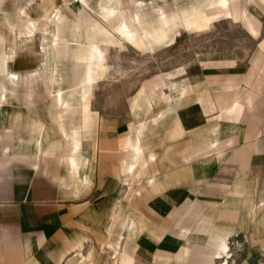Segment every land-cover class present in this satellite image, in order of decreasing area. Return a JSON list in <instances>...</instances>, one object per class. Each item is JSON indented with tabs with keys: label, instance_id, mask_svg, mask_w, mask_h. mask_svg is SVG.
Masks as SVG:
<instances>
[{
	"label": "crops",
	"instance_id": "1",
	"mask_svg": "<svg viewBox=\"0 0 264 264\" xmlns=\"http://www.w3.org/2000/svg\"><path fill=\"white\" fill-rule=\"evenodd\" d=\"M5 1L0 29L10 21ZM225 1L215 13L229 10ZM188 3L179 4L187 9L182 14L202 9ZM19 5L13 1L15 22ZM245 25L261 33L259 22ZM259 41L245 59L208 61L196 75H184L167 102L150 104L157 116L148 123L114 125L96 118L88 140L69 128L67 113L77 100L60 91L45 107L67 109L51 121L64 137L76 138L71 154L66 147L37 149L20 136L29 123L50 131L32 120L33 106L4 124V106L17 101V88L26 89L23 103L34 94L25 78L32 76L10 70L13 55L0 54L9 77L0 71L6 96L0 101V264H62L98 246L109 232L122 236L124 249L146 264H190L192 255L220 254L227 240L247 233L244 223L264 209V37ZM35 79L43 84V76ZM248 206L254 212L248 214Z\"/></svg>",
	"mask_w": 264,
	"mask_h": 264
},
{
	"label": "rangeland",
	"instance_id": "2",
	"mask_svg": "<svg viewBox=\"0 0 264 264\" xmlns=\"http://www.w3.org/2000/svg\"><path fill=\"white\" fill-rule=\"evenodd\" d=\"M13 1L4 4L10 21L0 29V54L13 55L10 70L18 75L43 76L44 80L43 84L32 81L30 104L22 100L26 89L17 88V101L4 106V124L11 125L17 111L24 114L33 106L37 113L30 114L32 120H40L50 131L45 134L41 125L29 123V131L20 136L40 150L66 147L70 154L74 150L76 138L64 137L51 121L67 109L45 107L60 91L77 100L67 113L69 128L74 126L80 140H88L93 137L96 118L104 117L114 125L148 123L157 116L150 104L167 102L166 94L178 91L183 77L196 75L201 66L211 65L208 61L245 59L264 37V0H229L225 13L213 10L225 0H194L202 9L191 16L181 13L186 8H178L181 3L190 7L191 0H81L82 4L80 0H20L16 22ZM99 1L105 2V9L96 6ZM252 21L259 22L261 33L252 34L245 28ZM15 37L22 39L16 43ZM253 37L258 39L250 41ZM91 46L96 47L90 50L93 61L101 51L98 62L87 60ZM0 71L9 80L5 57L0 59ZM5 99L0 88V101ZM247 211L254 212V207L248 206ZM251 217L252 221L244 223L247 233L227 240L220 254L192 255L190 264H264V209ZM106 235L98 246L91 245L62 264H77L89 254L84 264H146L128 246L124 249L122 236ZM115 242L118 247L107 245Z\"/></svg>",
	"mask_w": 264,
	"mask_h": 264
},
{
	"label": "bare ground",
	"instance_id": "3",
	"mask_svg": "<svg viewBox=\"0 0 264 264\" xmlns=\"http://www.w3.org/2000/svg\"><path fill=\"white\" fill-rule=\"evenodd\" d=\"M180 1V0H179ZM176 2V1H175ZM222 3H221V6L220 7H226V5H227V3H226V1H221ZM80 4H81V2H80ZM178 5V4H177ZM98 6H100V8L102 7L103 9H105V7H104V5L101 3V2H99V5ZM115 11H110V15H115ZM148 34V33H147ZM130 37H132V38H135V35H130ZM16 38V37H15ZM100 52L101 51H99L98 53H97V55L95 56V59H94V62H98V60H99V57H102V56H100L101 54H100ZM91 55V54H90ZM104 57V56H103ZM93 60V59H92ZM32 76V75H31ZM35 76L36 75H33L30 79H29V76L27 77V80L29 81V83L31 84L32 83V81L35 79ZM11 77L13 78V79H17V76H15V75H11ZM32 85V84H31ZM33 89V88H32ZM3 101V100H2Z\"/></svg>",
	"mask_w": 264,
	"mask_h": 264
}]
</instances>
